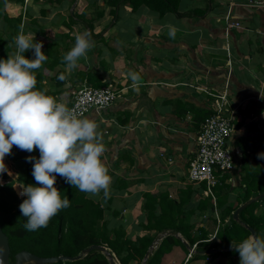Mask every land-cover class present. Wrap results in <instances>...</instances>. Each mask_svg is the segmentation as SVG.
I'll use <instances>...</instances> for the list:
<instances>
[{
  "label": "crops",
  "instance_id": "0c3cea01",
  "mask_svg": "<svg viewBox=\"0 0 264 264\" xmlns=\"http://www.w3.org/2000/svg\"><path fill=\"white\" fill-rule=\"evenodd\" d=\"M197 9L203 14L181 18L122 6L115 18L106 0H7L4 6L9 17H22L25 35L43 43L48 58L35 72L38 90L68 107L78 89L93 87L96 80L120 93L110 108L84 118L94 120L102 133V161L111 176L107 197L103 192L91 196L105 207L111 226H123L133 240L149 233L145 193L176 203L187 200L182 216L209 234L217 232L224 208L199 211V201L209 196L189 180L198 133L215 111L211 94L227 88L235 109L230 148L240 154L228 180L231 198L242 193L244 153L254 152L252 159L264 167V159H258L264 153V8L250 7L246 0H181L179 5L183 13ZM170 27L175 38L168 34ZM7 29L0 21V31ZM83 32L94 46L70 71L63 57ZM25 56L33 59V50ZM61 71L65 83L58 85ZM129 72L139 74L136 86ZM4 162L13 164L7 157ZM233 199L227 206L234 207ZM156 212L161 213L160 206ZM191 257L174 247L159 264H185ZM206 259L204 264H215L213 257Z\"/></svg>",
  "mask_w": 264,
  "mask_h": 264
},
{
  "label": "trees",
  "instance_id": "16d2710c",
  "mask_svg": "<svg viewBox=\"0 0 264 264\" xmlns=\"http://www.w3.org/2000/svg\"><path fill=\"white\" fill-rule=\"evenodd\" d=\"M6 1L0 0V21H4L8 27L6 32L0 31V59H7L8 54L15 52L14 38L22 22L21 16L14 18L7 15L4 11ZM180 2L181 0H106V3L112 7L111 12L115 18L122 6H129L133 10L145 6L161 16L172 13L181 18L191 14H203L199 9L190 13L181 12ZM61 74L65 75L63 71L59 72L56 80L58 85L65 83V79L63 81L59 79ZM93 87L104 88L105 85L96 80L93 81ZM214 114L215 111L208 115ZM253 153L252 155L244 153L240 161L243 175L239 189L242 193L237 198L235 207L227 206L233 190V185L228 182L232 173L219 176L218 184L213 190L215 202L211 196L203 197L199 201L197 209L201 212L214 210L216 207L224 208L220 215L221 224L213 241H210L207 229L202 225L191 224L182 216L183 204L187 200L182 198L176 203L169 201L166 196H161L159 200L150 193L144 194V207L148 213L144 228L149 233L133 240L123 226L109 227L105 219L106 209L99 201L90 194L74 188L59 176L55 186L62 197L70 200V207L61 210L50 220L47 227L30 232L25 229L26 218L19 210V205L26 197H20L16 193L13 187L14 181L0 183V222L3 231L9 237L10 262L13 263L16 253L26 250L38 257L71 258L49 264H133L134 262L143 264L147 254L149 257L144 264H159L174 247L183 248L189 256L190 248L197 244L196 252L191 254L188 263L195 259L207 262L206 258L213 257L215 264H240L239 253L231 247L232 241L239 243L252 235L249 228H253L257 235L264 238V196L242 209L238 219L234 218V212L240 205L264 193V167L252 159ZM29 155L39 158L40 153L38 150L28 153L14 146L12 154L6 157L13 163L18 175V183L39 186L32 176V163L26 160ZM250 161L252 163L249 165ZM0 176L4 179L8 178L6 173ZM202 189H205V185H202ZM158 206L161 208L160 214L156 212ZM259 209H262L260 213ZM226 214L230 216L228 222L224 219ZM160 233H164L165 236L156 249L150 251L153 243L160 238ZM178 234L185 238L190 248L186 247ZM93 245L107 247L113 258L109 259L107 254L100 250H89ZM211 250L214 251L213 254L206 252Z\"/></svg>",
  "mask_w": 264,
  "mask_h": 264
},
{
  "label": "clouds",
  "instance_id": "9594fccd",
  "mask_svg": "<svg viewBox=\"0 0 264 264\" xmlns=\"http://www.w3.org/2000/svg\"><path fill=\"white\" fill-rule=\"evenodd\" d=\"M168 34L175 38L176 29L170 27ZM14 44V54L0 59V174L11 175L4 161L14 146L28 153L39 151V158H26L39 186L20 185L19 193L26 197L19 210L26 218L25 229L31 232L47 227L61 210L70 207V200L55 186L57 176L81 192L93 196L103 192L105 198L111 176L102 161L105 146L96 122L80 118L75 109L36 88L35 72L48 58L43 43L33 42L21 26ZM93 46L88 32L78 34L63 57L67 69L74 70ZM29 50H33V59L25 56ZM128 75L136 86L139 74ZM59 79L63 81L65 76L61 74ZM258 159H264V153ZM231 247L239 253L240 264H264V238L259 235L232 241Z\"/></svg>",
  "mask_w": 264,
  "mask_h": 264
},
{
  "label": "built area",
  "instance_id": "2783aa9c",
  "mask_svg": "<svg viewBox=\"0 0 264 264\" xmlns=\"http://www.w3.org/2000/svg\"><path fill=\"white\" fill-rule=\"evenodd\" d=\"M246 2L250 7L264 8V0ZM228 76L230 82L231 74ZM211 95L215 98V114L204 120L198 133L196 152L189 159V180L197 185H205L204 195L215 200L213 190L218 184L219 176L236 170L237 156L240 153L230 148V140L235 132V109L229 105V91L226 88L222 93ZM119 97L120 93L112 87L84 86L73 94L69 108L75 109L78 116L84 118L92 112L99 113L110 108ZM215 237L216 232L210 240ZM196 247L197 244L193 249L196 250Z\"/></svg>",
  "mask_w": 264,
  "mask_h": 264
},
{
  "label": "water",
  "instance_id": "95a60500",
  "mask_svg": "<svg viewBox=\"0 0 264 264\" xmlns=\"http://www.w3.org/2000/svg\"><path fill=\"white\" fill-rule=\"evenodd\" d=\"M264 196V193L259 195L258 197L252 198L249 201L245 202L244 204L240 205L239 208L234 212V218H239V213L242 209H244L246 206L252 204L254 201L262 198ZM252 234H256L255 230L253 228H249ZM186 245L187 248H190L189 244L183 240V238L180 235H177ZM161 240V238L157 239L153 245L150 247V251H152L155 248L154 244H157L158 241ZM97 249L102 251L103 253L107 254L109 259L113 258V255L110 253V251L107 249V247L102 245H93L90 247L89 250ZM195 250L193 248H190V253H194ZM207 253H211L214 251H206ZM10 255H11V247L9 244V237L8 235L3 231L2 224L0 222V264H49V263H55L59 261H66L70 260L71 258L65 257V256H57V257H38L34 254H32L29 251L23 250L15 254L13 263L10 262ZM149 254L146 255L144 263L148 259ZM77 259V258H73ZM27 262V263H26ZM143 263V264H144Z\"/></svg>",
  "mask_w": 264,
  "mask_h": 264
},
{
  "label": "rangeland",
  "instance_id": "374dc122",
  "mask_svg": "<svg viewBox=\"0 0 264 264\" xmlns=\"http://www.w3.org/2000/svg\"><path fill=\"white\" fill-rule=\"evenodd\" d=\"M15 46V45H14ZM9 166H7V168H8V170H9V172L11 173V175H9L8 173H6L7 175H8V178H6V179H4V178H2L1 176H0V183L1 184H5V183H8V182H11V181H14V185H13V187H14V189H15V191H16V193L19 195V193H20V191H22V188L20 187V185H18V184H20V183H18L17 182V172H16V170H15V168H14V166H13V164L10 166V164H8ZM263 167V166H262ZM12 169V170H11ZM21 185H23V184H21ZM19 186V187H18ZM238 188H239V186H238ZM20 190V191H19ZM237 192V191H236ZM20 196V195H19ZM21 197V196H20ZM232 197H234V196H232ZM231 199H233V198H231V196H230V198H229V200H231ZM234 200V203H233V205H234V207L237 205V197H236V199H233ZM262 210V209H261ZM105 219H106V221L109 223V227H112L111 226V224H110V222H109V220L105 217ZM228 220H230V218H228ZM199 222V224H200V220H198ZM121 225V224H120ZM118 227V226H117ZM215 234H210L209 235V239H211V237L212 236H214ZM165 236V234L164 233H160L159 234V237L161 238V240L163 239V237ZM182 236V235H181ZM138 237V236H137ZM136 237V238H137ZM161 240H159L158 241V243L157 244H155V249H156V247L158 246V244L160 243V241ZM210 241H213V240H210ZM152 251H154V249L152 250ZM190 259V258H189ZM189 259L186 261V263L185 264H204V261L203 262H201V260L199 259H195V260H191L189 263H188V261H189ZM116 261H117V259H115ZM118 262V261H117ZM144 263V262H143ZM133 264H135V262L133 263Z\"/></svg>",
  "mask_w": 264,
  "mask_h": 264
},
{
  "label": "bare ground",
  "instance_id": "6f19581e",
  "mask_svg": "<svg viewBox=\"0 0 264 264\" xmlns=\"http://www.w3.org/2000/svg\"><path fill=\"white\" fill-rule=\"evenodd\" d=\"M7 164V163H6ZM12 170V169H11ZM19 185V184H18ZM19 187V186H18ZM20 191V190H19ZM27 263V262H26Z\"/></svg>",
  "mask_w": 264,
  "mask_h": 264
}]
</instances>
